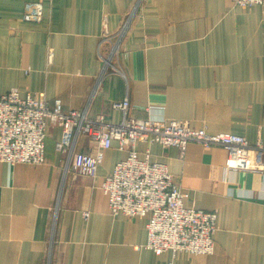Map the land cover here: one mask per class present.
Segmentation results:
<instances>
[{
	"label": "crops",
	"instance_id": "obj_1",
	"mask_svg": "<svg viewBox=\"0 0 264 264\" xmlns=\"http://www.w3.org/2000/svg\"><path fill=\"white\" fill-rule=\"evenodd\" d=\"M37 0H0V94L44 93L65 111L120 122L179 119L212 134L264 142V6L232 0H145L103 73L110 36L136 0H52L45 18L24 20ZM108 40L104 42V40ZM103 45V47L101 46ZM51 56V59H50ZM51 126L45 162L0 163V264H264V173L224 172L227 151L139 144L140 159L167 164L186 208L217 214L215 252L156 254L145 246L150 217L114 216L102 185L127 153L105 150L94 177L68 170ZM77 151L99 145L82 136Z\"/></svg>",
	"mask_w": 264,
	"mask_h": 264
},
{
	"label": "built area",
	"instance_id": "obj_2",
	"mask_svg": "<svg viewBox=\"0 0 264 264\" xmlns=\"http://www.w3.org/2000/svg\"><path fill=\"white\" fill-rule=\"evenodd\" d=\"M47 1L52 0L27 3L24 20L42 22ZM144 1L136 0L120 31L110 36L109 40H113L111 50L103 55L100 49L104 74L110 70L118 71L113 61ZM232 1L235 6L246 8L264 6V0ZM113 109L123 113L120 122H113L104 116L91 117L88 110L65 111L60 99L55 100L51 107L44 93H29L25 97L16 91L0 94V163L13 166L43 164L46 138L51 126L62 129L57 150L68 155V170L78 175L96 176L105 150L116 147L128 155L116 165L102 185L111 214L128 218L149 216L145 247L158 255L169 251L174 256L180 252L214 254L217 214L186 208L184 199L187 194L175 182L168 165L151 162L150 150L147 151V159H140L139 144L178 148L181 157H185L190 144L206 148L221 147L228 154L224 172L264 173V142L251 143L236 134H212L206 128H193L185 120L128 118V98L114 102ZM82 136H88L98 143L99 151L96 154L77 151Z\"/></svg>",
	"mask_w": 264,
	"mask_h": 264
}]
</instances>
